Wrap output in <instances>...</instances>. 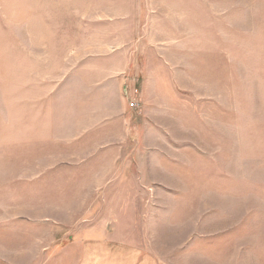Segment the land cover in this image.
<instances>
[{"label": "rangeland", "instance_id": "rangeland-1", "mask_svg": "<svg viewBox=\"0 0 264 264\" xmlns=\"http://www.w3.org/2000/svg\"><path fill=\"white\" fill-rule=\"evenodd\" d=\"M65 204L159 264H264V0H0V264H66Z\"/></svg>", "mask_w": 264, "mask_h": 264}, {"label": "crops", "instance_id": "crops-1", "mask_svg": "<svg viewBox=\"0 0 264 264\" xmlns=\"http://www.w3.org/2000/svg\"><path fill=\"white\" fill-rule=\"evenodd\" d=\"M71 177L66 174V180ZM43 208V207H42ZM41 208V209H42ZM48 210L57 214L52 220L59 221V226L65 228L67 235L66 255L62 256L59 263L66 264H159L158 260L150 253L143 252L133 243L121 238L116 227L104 221H94L93 224L74 226V218L68 215L67 204L64 208L50 205ZM65 213L59 217L58 212ZM73 212L69 210V213ZM59 217L60 220L57 218ZM33 218V219H31ZM35 217H19L21 224L36 222ZM32 225V224H31ZM39 229L40 226L34 225ZM58 226V227H59ZM59 227V228H60ZM33 228V227H32ZM62 232V230H61ZM36 230L34 231V234ZM38 234H35V237ZM55 241H57L55 237ZM36 242V241H35ZM59 252V251H58ZM64 252V249H63ZM75 256V257H74Z\"/></svg>", "mask_w": 264, "mask_h": 264}, {"label": "built area", "instance_id": "built-area-1", "mask_svg": "<svg viewBox=\"0 0 264 264\" xmlns=\"http://www.w3.org/2000/svg\"><path fill=\"white\" fill-rule=\"evenodd\" d=\"M135 106H136V101L132 100V102H130V104H129V107L130 108H135Z\"/></svg>", "mask_w": 264, "mask_h": 264}]
</instances>
